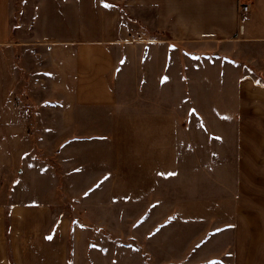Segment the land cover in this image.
Listing matches in <instances>:
<instances>
[{"label":"crops","instance_id":"crops-1","mask_svg":"<svg viewBox=\"0 0 264 264\" xmlns=\"http://www.w3.org/2000/svg\"><path fill=\"white\" fill-rule=\"evenodd\" d=\"M16 2L0 0V48L50 51L31 95L51 101L34 99L15 123L0 108V264H69L81 220L66 209L86 217L103 191L106 202L108 191H157L158 175L188 173L195 153L201 180L205 126L235 131L246 188L264 191V0L243 23L237 0H133L155 10L150 39L122 38L104 0H24L19 13ZM252 206L236 264H264V198Z\"/></svg>","mask_w":264,"mask_h":264},{"label":"rangeland","instance_id":"rangeland-1","mask_svg":"<svg viewBox=\"0 0 264 264\" xmlns=\"http://www.w3.org/2000/svg\"><path fill=\"white\" fill-rule=\"evenodd\" d=\"M23 2L17 0V13ZM103 3L120 11L122 38L154 37L144 29L154 22L155 10L134 6L133 0H104ZM49 53L42 46L13 44L0 48V108L14 123L21 119L20 112L31 108L34 99L51 101L45 93L31 95L37 86L42 90L45 83L43 76L38 77L36 58L41 57L40 64H45ZM28 58L32 64L29 70L33 73L29 78L25 64ZM241 63L248 65L240 60L237 62L238 65ZM42 74L45 72L41 71ZM45 114L46 117L49 115L48 112ZM216 130L205 126V174L201 180L198 181L192 162L196 159L195 153L194 158L191 156L188 160V173L185 169L174 174L168 183L164 176L158 175L157 179L162 180L157 183V191H108L107 202L103 191L87 203L86 217L79 214V210L75 216L74 210L66 209L71 212V217L81 220L77 224L81 233H70L68 263L236 264L239 231L245 232L247 216L260 211V207L252 204L264 198V191L246 188L244 169L248 167L243 165L245 160L237 159L243 151L238 149L235 131L224 136ZM208 135L215 140L208 142ZM46 146H52V143ZM34 148L39 155H44L37 142Z\"/></svg>","mask_w":264,"mask_h":264},{"label":"built area","instance_id":"built-area-1","mask_svg":"<svg viewBox=\"0 0 264 264\" xmlns=\"http://www.w3.org/2000/svg\"><path fill=\"white\" fill-rule=\"evenodd\" d=\"M254 2L255 0H237V14L240 23H243L251 15ZM30 113L31 110L27 108L20 112V115L27 117Z\"/></svg>","mask_w":264,"mask_h":264},{"label":"snow or ice","instance_id":"snow-or-ice-1","mask_svg":"<svg viewBox=\"0 0 264 264\" xmlns=\"http://www.w3.org/2000/svg\"><path fill=\"white\" fill-rule=\"evenodd\" d=\"M169 175H172L171 173Z\"/></svg>","mask_w":264,"mask_h":264}]
</instances>
